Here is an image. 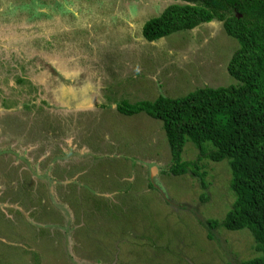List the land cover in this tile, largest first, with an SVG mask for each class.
Here are the masks:
<instances>
[{
    "label": "rangeland",
    "instance_id": "obj_1",
    "mask_svg": "<svg viewBox=\"0 0 264 264\" xmlns=\"http://www.w3.org/2000/svg\"><path fill=\"white\" fill-rule=\"evenodd\" d=\"M169 3L0 0V264H240L258 255L249 229L209 237L202 225L235 200L228 160H203L207 189L191 174H163L171 152L162 121L117 108L237 83L227 66L239 43L223 20L145 39L143 24ZM198 154L188 141L182 158Z\"/></svg>",
    "mask_w": 264,
    "mask_h": 264
},
{
    "label": "trees",
    "instance_id": "obj_2",
    "mask_svg": "<svg viewBox=\"0 0 264 264\" xmlns=\"http://www.w3.org/2000/svg\"><path fill=\"white\" fill-rule=\"evenodd\" d=\"M214 19L223 20L226 32L239 43L227 66L236 84L132 103L123 99L117 108L122 114L145 112L162 121L171 152L163 174H191L207 189L203 160H228L235 200L223 218L209 217L202 225L209 237L222 227L249 229L258 255L240 264H264V0H174L145 21L142 34L155 41ZM188 141L199 154L183 160ZM208 194L203 192L204 201Z\"/></svg>",
    "mask_w": 264,
    "mask_h": 264
},
{
    "label": "flooded vegetation",
    "instance_id": "obj_3",
    "mask_svg": "<svg viewBox=\"0 0 264 264\" xmlns=\"http://www.w3.org/2000/svg\"><path fill=\"white\" fill-rule=\"evenodd\" d=\"M169 4H171V3H169ZM168 4V5H169ZM167 5V6H168ZM153 17V16H152ZM14 89H15V94L14 95H16V86L14 87ZM14 91V90H13ZM13 100L11 101V103L13 102L14 103V106L16 105V96L15 97H13L12 98ZM10 100V98H5L4 99V101H3V105H4V107H8L9 106V108H12V107H10V105L11 104H9L10 102H8ZM68 240V239H67Z\"/></svg>",
    "mask_w": 264,
    "mask_h": 264
},
{
    "label": "water",
    "instance_id": "obj_4",
    "mask_svg": "<svg viewBox=\"0 0 264 264\" xmlns=\"http://www.w3.org/2000/svg\"><path fill=\"white\" fill-rule=\"evenodd\" d=\"M238 15V17H240L241 16V14L239 13V14H237Z\"/></svg>",
    "mask_w": 264,
    "mask_h": 264
}]
</instances>
